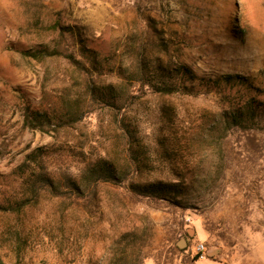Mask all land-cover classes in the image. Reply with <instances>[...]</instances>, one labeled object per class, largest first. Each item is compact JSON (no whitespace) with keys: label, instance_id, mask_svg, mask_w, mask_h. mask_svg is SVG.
Returning a JSON list of instances; mask_svg holds the SVG:
<instances>
[{"label":"rangeland","instance_id":"374dc122","mask_svg":"<svg viewBox=\"0 0 264 264\" xmlns=\"http://www.w3.org/2000/svg\"><path fill=\"white\" fill-rule=\"evenodd\" d=\"M0 207V264H264V0H0Z\"/></svg>","mask_w":264,"mask_h":264},{"label":"trees","instance_id":"16d2710c","mask_svg":"<svg viewBox=\"0 0 264 264\" xmlns=\"http://www.w3.org/2000/svg\"><path fill=\"white\" fill-rule=\"evenodd\" d=\"M184 74L188 75L189 77H194V76H191L190 72L186 71V70H185ZM221 79H223L228 84H231L232 82L233 83L237 82L238 85H240V86L243 85V79L240 77L225 76ZM255 115H257V112L255 111V109H249L246 106L244 112L240 111V110H235V112L232 115V119H233L235 124L238 123L237 125H240L242 122L253 120ZM245 117H247L249 120ZM94 174L97 177H102V176L106 175L107 176V177L105 176L106 179H113L114 178V176L111 172V169L107 165H104V166H101L100 168H98V170L96 172H94ZM40 181L43 184V186L51 187L53 185L52 180L49 178L48 174H46V173L42 174V178L40 179ZM75 186H77V185L75 184ZM76 188L78 189V187H76ZM142 188H143L142 192L144 194L155 195L158 197H164V195L167 196L169 193H171V190L166 185L162 186V185L152 184V185H148V186H142ZM0 209H2V208L0 207Z\"/></svg>","mask_w":264,"mask_h":264},{"label":"crops","instance_id":"0c3cea01","mask_svg":"<svg viewBox=\"0 0 264 264\" xmlns=\"http://www.w3.org/2000/svg\"><path fill=\"white\" fill-rule=\"evenodd\" d=\"M194 264H213V262L206 260V259H198L195 261Z\"/></svg>","mask_w":264,"mask_h":264},{"label":"built area","instance_id":"2783aa9c","mask_svg":"<svg viewBox=\"0 0 264 264\" xmlns=\"http://www.w3.org/2000/svg\"><path fill=\"white\" fill-rule=\"evenodd\" d=\"M204 250H205V248H204V246L201 245V244L198 245L197 248H196V251H197L198 253H203ZM201 258H202V257H201Z\"/></svg>","mask_w":264,"mask_h":264},{"label":"water","instance_id":"95a60500","mask_svg":"<svg viewBox=\"0 0 264 264\" xmlns=\"http://www.w3.org/2000/svg\"><path fill=\"white\" fill-rule=\"evenodd\" d=\"M178 246H179L180 248H182V247L185 246V243H184L183 241H181V242L178 244Z\"/></svg>","mask_w":264,"mask_h":264}]
</instances>
